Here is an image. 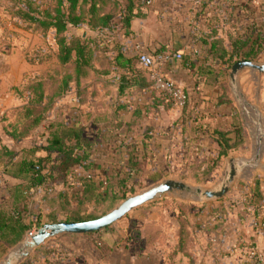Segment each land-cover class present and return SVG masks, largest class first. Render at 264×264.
Wrapping results in <instances>:
<instances>
[{"label": "crops", "instance_id": "0c3cea01", "mask_svg": "<svg viewBox=\"0 0 264 264\" xmlns=\"http://www.w3.org/2000/svg\"><path fill=\"white\" fill-rule=\"evenodd\" d=\"M143 3L145 5L139 10L141 15L135 17L129 30L118 33L116 42L124 46L131 56L147 54L153 57L154 68L145 69L136 60L133 66L141 73H129L136 85L123 91H120V76L116 73L94 81L87 80L89 86L94 85L95 97H90V102L94 104L91 106L89 102L80 105L75 94L70 93L59 102L51 117L52 122L86 128V134L90 137H95L102 130L99 136L101 144L93 154V169L85 172L76 168L73 173L74 177L92 176L98 183L100 195H103L101 184L105 178L121 173L127 155L134 149L141 150V161L146 159L147 166L144 172L133 178L152 183L153 178L160 177L168 160L174 154L179 156L184 150V140L191 141L192 155L195 158L200 159V162H209L217 148V132L229 133L228 137L235 142L237 132L242 130L247 136L248 149L250 128L245 127L243 115L250 118L248 108L254 111V125L256 122L261 124L264 117V76L254 71H247L240 76L239 94L242 104H239L229 83L230 69L236 63L229 64L232 50L238 49L243 43L245 45L242 47L261 45L264 33V0H143ZM218 53H224L223 57L220 58ZM178 54L182 55L181 60L177 59ZM186 59H189L191 66L183 63ZM256 63H264V53ZM199 68L205 69L204 72L197 71ZM156 78L173 82L180 93L179 101L169 110L163 106L158 110L151 108L153 90L146 84L150 80L155 83ZM254 81L260 82V109L252 106L246 97L249 94L248 88ZM0 83L4 84L3 77H0ZM24 83L20 78L16 85ZM225 87L228 88L227 93L224 91ZM11 96L16 98L17 95L11 92ZM187 98V113L190 118L185 121L182 120L183 106ZM223 99L230 102H222ZM136 114L142 117L138 119ZM5 122L0 121V148L2 145L12 144L3 134L7 126ZM47 128L48 124L38 129L26 143L40 145L45 141ZM40 133L43 135L40 136ZM262 137L259 132L258 148L262 146ZM234 153L236 152L228 158L237 157ZM227 159L224 162L225 168ZM20 183L18 179L5 176L0 165V194H4L6 187ZM72 185L82 187L77 181H73ZM63 188L62 185L56 186L57 192H61ZM35 200L40 204L44 219L53 212L44 194L41 193ZM191 224L193 227V217ZM173 228L172 244L166 251L159 252H154L147 237H144L145 234L148 235L147 231L140 236L138 233L109 227L91 235H62L50 239L38 249L50 243L55 251L60 249L65 253L49 255L36 264H191V256L200 264L194 248L189 250L191 256L177 253L174 259L170 258L179 242L176 218ZM22 244L9 250L7 255L3 254L0 247V263ZM38 249L32 251L30 256Z\"/></svg>", "mask_w": 264, "mask_h": 264}, {"label": "trees", "instance_id": "16d2710c", "mask_svg": "<svg viewBox=\"0 0 264 264\" xmlns=\"http://www.w3.org/2000/svg\"><path fill=\"white\" fill-rule=\"evenodd\" d=\"M144 5L143 0H55L52 11L46 10L40 13V17L29 19L36 23L37 30L53 32L55 35L57 47L54 53L51 56H39L38 63L54 57L62 72L56 74L49 71L30 78L21 89H14L24 105L20 108V119L3 130L12 144L1 146L0 165L5 176L18 179L21 183L6 187L4 194H0V247L4 255L28 240L30 233L37 232L44 225L82 223L98 219L102 217L99 212L104 204L110 205L112 210L120 200L135 194L139 188L137 186L141 180L133 177L145 171L147 162L146 159L141 161V150L138 149L127 155L121 173L105 178L101 184L103 195H100L98 183L92 176L74 177L76 168L85 172L93 169V154L101 144L99 136L102 130L95 137H90L86 134V128L52 122L51 117L59 102L70 93L75 94L80 105L89 103L90 97H95L94 85L90 87L87 80L94 81L116 73L120 76V91L136 85L129 73H141L133 66L139 54L129 55L124 46L116 42V38L119 32L131 28L132 21L141 15L139 10ZM78 29L83 30L81 35L75 34L74 30ZM243 45L245 43L229 54L230 65L239 61L259 60L264 53V33L259 47L254 44L250 47H242ZM223 55L224 53H218L220 58ZM183 63L192 65L189 59ZM204 70L197 69L200 73ZM146 85L153 90V110H158L160 106L169 110L174 106V100L167 93L158 91L152 80ZM224 91L227 93L228 88L225 87ZM222 102L230 101L223 99ZM93 104L90 102L91 106ZM188 107L187 98L182 120L190 118ZM136 117L139 119L142 116L136 114ZM26 121H29V125L23 129ZM47 124L45 141L40 145L26 143L38 129ZM216 135L217 148L214 155L209 162L199 161V167L193 168L195 175L191 179L198 183L211 180L212 174L220 169L230 154L247 149V136L242 130L237 132L235 142L228 137L227 132H217ZM177 157L182 158V163L190 160L198 162V158L192 155L191 141L184 140V150ZM172 160L176 161L174 158ZM164 177L162 171L159 178L152 179V183L160 182ZM73 181L81 183L82 187H75L72 185ZM57 185L64 187L61 192H57ZM41 193L48 200V206L53 209L45 219L40 204L35 200ZM174 208L177 210L175 218L179 225V242L170 254L171 259L177 253L191 256L189 250L194 247L195 241L191 230L194 207L176 202ZM151 238L153 237L148 236L147 242ZM98 244L101 245L100 242ZM52 247L49 243L20 264H36L49 255L65 253L60 249L55 251ZM190 259L191 264H198L195 257L191 256Z\"/></svg>", "mask_w": 264, "mask_h": 264}, {"label": "rangeland", "instance_id": "374dc122", "mask_svg": "<svg viewBox=\"0 0 264 264\" xmlns=\"http://www.w3.org/2000/svg\"><path fill=\"white\" fill-rule=\"evenodd\" d=\"M54 7L55 0H0V77L4 78V84L0 83V121H6V125L14 124L20 119V108L24 102L16 96L14 90L21 89L23 84L16 85L20 78L26 82L49 71L56 74L62 72L54 57L38 63L39 56H51L54 53L57 47L55 35L53 32L37 30L36 23L29 20L40 17V13L46 10L52 11ZM74 32L81 35L83 31L78 29ZM259 87L260 82H252L246 96L248 102L258 108ZM8 90L14 92L16 98H12ZM248 110L251 117L244 114L243 120L245 127L250 128L249 146L234 155L243 160H252L259 149L260 161L256 167L244 170L227 197L218 202L204 203L190 195L173 192L132 211L111 227L123 232L138 233L140 236L147 231L148 235L145 234L144 237H153L148 242L151 249L154 252L166 251L174 236V219L177 215L174 205L176 202L186 203L194 207L193 250L201 264H264V135L262 146L258 148L259 132L252 122V119L256 120L255 112L250 108ZM28 122L24 123L23 129L29 125ZM261 128L264 132V117L261 119ZM173 158L176 159L175 162ZM181 160V157L174 154L164 166V174H167L165 179L158 183L141 180L136 193L127 198L167 180L183 182L192 188H211L223 179L225 164L212 174L211 180L198 183L191 178L195 175L193 168L199 167L200 159L198 162L190 160L188 163H182ZM124 200H120L112 210ZM112 210L110 205L104 204L99 213L104 216Z\"/></svg>", "mask_w": 264, "mask_h": 264}, {"label": "water", "instance_id": "95a60500", "mask_svg": "<svg viewBox=\"0 0 264 264\" xmlns=\"http://www.w3.org/2000/svg\"><path fill=\"white\" fill-rule=\"evenodd\" d=\"M247 71H254L260 76H264V63L239 61L231 67L229 72L230 89L238 99L239 104L243 103L239 94V78ZM257 116L260 118L259 114ZM256 125L259 132L264 135L260 128V122H256ZM259 157L260 151L258 150L255 159L252 160H243L237 157L228 158L223 179L218 185L211 188H192L183 182L167 180L143 193L127 198L114 210L98 219L82 223L64 222L44 225L32 238L26 240L18 250L10 253L0 264H20L31 255L32 251L40 248L50 239L62 235H91L106 230L132 211L173 192L190 195L204 203L221 201L230 194L247 167L258 165Z\"/></svg>", "mask_w": 264, "mask_h": 264}, {"label": "built area", "instance_id": "2783aa9c", "mask_svg": "<svg viewBox=\"0 0 264 264\" xmlns=\"http://www.w3.org/2000/svg\"><path fill=\"white\" fill-rule=\"evenodd\" d=\"M177 59L181 60L182 55L178 54ZM138 61L143 68L148 69V70L154 68L155 66V60L153 59V57L147 54H139ZM154 81H155V88L158 91L167 93L174 100V102L179 101L180 93L173 82L165 81V80L157 79V78L154 79ZM36 233L37 232L35 231L30 233L28 240L32 238Z\"/></svg>", "mask_w": 264, "mask_h": 264}]
</instances>
